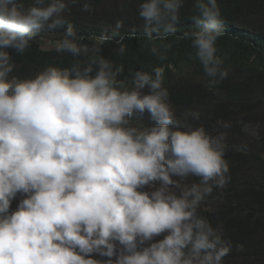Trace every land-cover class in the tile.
Returning a JSON list of instances; mask_svg holds the SVG:
<instances>
[{
  "label": "clouds",
  "instance_id": "clouds-1",
  "mask_svg": "<svg viewBox=\"0 0 264 264\" xmlns=\"http://www.w3.org/2000/svg\"><path fill=\"white\" fill-rule=\"evenodd\" d=\"M76 2L0 0V264H223L233 242L198 209L231 180L225 156L232 123L218 120L223 131L215 135L202 125L174 127L201 113L185 109L177 120L163 67L135 71L130 86L118 80L123 68L100 53L114 39L125 53L122 20L91 46L67 23L54 50L84 59L13 75L9 50L24 54L41 30L64 25ZM183 6L140 0L153 56L166 58L160 49L170 45L154 41L176 33ZM193 7L196 27L181 38L213 89L229 75L216 54L221 12L217 0H194ZM145 114L151 126L133 124ZM240 128L261 139L259 124L241 121ZM189 177L198 182L182 184Z\"/></svg>",
  "mask_w": 264,
  "mask_h": 264
},
{
  "label": "trees",
  "instance_id": "trees-1",
  "mask_svg": "<svg viewBox=\"0 0 264 264\" xmlns=\"http://www.w3.org/2000/svg\"><path fill=\"white\" fill-rule=\"evenodd\" d=\"M24 2L27 5L31 0ZM85 2L92 5L93 12L81 11ZM139 3L140 0H77L75 4L69 3L70 14L64 16V25L54 30H41L22 55L9 50L16 65L13 75L32 77L48 65L64 68L76 59H84L58 54L54 50V42L62 38L67 23L74 26L78 35L85 37L82 43L91 46L92 37L105 31L110 33L115 21L122 20L124 26L119 32L125 37V53L118 54L120 45L115 39L104 44L100 53L123 68L118 80L130 86L135 71L151 73L153 68L163 67L164 86L169 90V101L177 120L185 109L201 113L199 120L190 119L174 127L183 130L184 127L202 125L208 133L215 135L223 131L218 120L232 123L225 156L231 180L225 188L214 189L198 212L214 228L221 226L225 238L233 242L223 264H264V0H217L224 34L216 42V54L224 60L229 75L213 89L206 87L207 78L190 41L181 38L183 32L196 27L190 20L194 14V0H184L176 33L166 40L154 41L158 46L170 45L160 49L166 57L163 60L149 50L143 20L138 15ZM47 40L53 43L51 47L44 46ZM241 121L259 124L261 139L246 136L241 131ZM153 123L147 114L133 117V124L151 126ZM192 182H198V178L189 177L182 184ZM236 244H242L243 251H237Z\"/></svg>",
  "mask_w": 264,
  "mask_h": 264
},
{
  "label": "rangeland",
  "instance_id": "rangeland-1",
  "mask_svg": "<svg viewBox=\"0 0 264 264\" xmlns=\"http://www.w3.org/2000/svg\"><path fill=\"white\" fill-rule=\"evenodd\" d=\"M52 44H53V43H52L51 41H48V40H47V41L45 42L44 46H45V47H51ZM54 44H55V42H54ZM17 203H18L17 201H15V202L13 201V203H12V209H15ZM263 257H264V256H263Z\"/></svg>",
  "mask_w": 264,
  "mask_h": 264
}]
</instances>
